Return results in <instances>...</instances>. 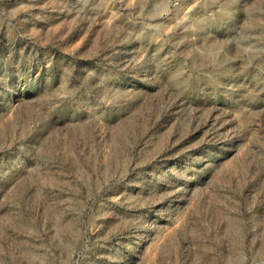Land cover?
Instances as JSON below:
<instances>
[{
  "label": "rangeland",
  "instance_id": "rangeland-1",
  "mask_svg": "<svg viewBox=\"0 0 264 264\" xmlns=\"http://www.w3.org/2000/svg\"><path fill=\"white\" fill-rule=\"evenodd\" d=\"M0 264H264V0H0Z\"/></svg>",
  "mask_w": 264,
  "mask_h": 264
}]
</instances>
